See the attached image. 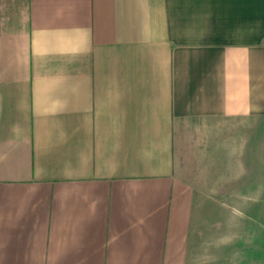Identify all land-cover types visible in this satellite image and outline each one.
Masks as SVG:
<instances>
[{
    "label": "crops",
    "instance_id": "1",
    "mask_svg": "<svg viewBox=\"0 0 264 264\" xmlns=\"http://www.w3.org/2000/svg\"><path fill=\"white\" fill-rule=\"evenodd\" d=\"M256 167L264 0H0V264H207Z\"/></svg>",
    "mask_w": 264,
    "mask_h": 264
},
{
    "label": "rangeland",
    "instance_id": "2",
    "mask_svg": "<svg viewBox=\"0 0 264 264\" xmlns=\"http://www.w3.org/2000/svg\"><path fill=\"white\" fill-rule=\"evenodd\" d=\"M255 172L238 186L221 184L216 197L237 203L197 206L206 216L207 264H264V173Z\"/></svg>",
    "mask_w": 264,
    "mask_h": 264
}]
</instances>
